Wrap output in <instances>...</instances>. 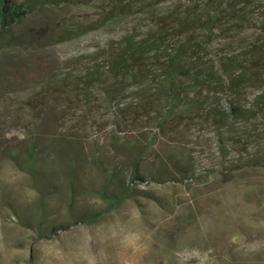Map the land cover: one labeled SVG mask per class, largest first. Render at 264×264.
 Returning a JSON list of instances; mask_svg holds the SVG:
<instances>
[{
	"label": "rangeland",
	"instance_id": "1",
	"mask_svg": "<svg viewBox=\"0 0 264 264\" xmlns=\"http://www.w3.org/2000/svg\"><path fill=\"white\" fill-rule=\"evenodd\" d=\"M117 1L47 3L0 31V264H264L262 117L218 130L177 112L159 125L124 112L138 87L112 100L110 79L74 80L91 53L102 61L206 0ZM250 1L240 29L211 41H264V0ZM101 20L74 38L45 34ZM253 126L262 136L245 138Z\"/></svg>",
	"mask_w": 264,
	"mask_h": 264
},
{
	"label": "trees",
	"instance_id": "2",
	"mask_svg": "<svg viewBox=\"0 0 264 264\" xmlns=\"http://www.w3.org/2000/svg\"><path fill=\"white\" fill-rule=\"evenodd\" d=\"M120 1L115 2L114 7L124 10L126 5ZM61 2L91 4L94 0H0V31L10 29L44 4ZM250 2L206 0L204 10L199 13L192 9L170 12L159 17L164 22L162 26L151 29L141 39L135 40L133 35H128L110 46L102 61L99 54L91 53L90 64L84 66V73L74 80L77 85H92L110 79L109 84L102 86V91L112 100H117L126 88L138 87L136 97L139 100L128 104L125 110L122 108L121 113L136 110L145 117L154 112L159 125L176 118L177 112L187 116L186 120L202 117L218 130L230 121L264 119V87L260 89L259 85L264 86V41H252L247 45L242 43L244 41H211L217 30H239L241 18L246 14L241 12V6L245 8ZM103 23L96 21L86 29L55 28L48 24L45 34L69 39ZM249 88L259 90L251 101L246 100ZM223 101H227V106ZM245 132L247 139L262 136L254 126ZM228 140L220 139V149ZM130 188L122 187L120 197L129 196Z\"/></svg>",
	"mask_w": 264,
	"mask_h": 264
}]
</instances>
